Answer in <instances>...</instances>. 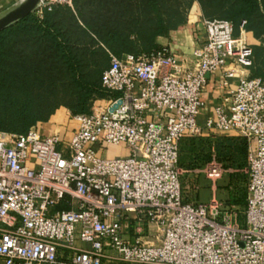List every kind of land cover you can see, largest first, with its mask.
<instances>
[{"label": "built area", "instance_id": "2783aa9c", "mask_svg": "<svg viewBox=\"0 0 264 264\" xmlns=\"http://www.w3.org/2000/svg\"><path fill=\"white\" fill-rule=\"evenodd\" d=\"M72 4L40 0L34 12ZM200 22L205 38L190 54H110L106 99L89 113L58 109L61 130H0V264H264V80L251 75L245 20L238 32ZM217 71L226 95L204 132L202 93ZM213 132L248 143L242 221L215 194L183 198L180 143ZM196 171L215 192L227 170L213 158Z\"/></svg>", "mask_w": 264, "mask_h": 264}, {"label": "trees", "instance_id": "16d2710c", "mask_svg": "<svg viewBox=\"0 0 264 264\" xmlns=\"http://www.w3.org/2000/svg\"><path fill=\"white\" fill-rule=\"evenodd\" d=\"M195 3L203 17L232 21L237 32L246 21L259 42L252 47L251 75L264 80V0H73L0 31V130L24 134L61 107L89 113L95 99L107 97L101 77L110 54L158 48L157 38L184 24ZM214 145L224 169L248 150L247 140L235 136H217ZM227 189L225 206L242 221L247 186L239 200Z\"/></svg>", "mask_w": 264, "mask_h": 264}, {"label": "rangeland", "instance_id": "374dc122", "mask_svg": "<svg viewBox=\"0 0 264 264\" xmlns=\"http://www.w3.org/2000/svg\"><path fill=\"white\" fill-rule=\"evenodd\" d=\"M217 136L219 135L210 133L196 136L193 139L187 137L180 143L179 165L183 170L181 185L183 198L186 202L206 203L209 202L215 194L216 198L226 205L228 187L233 191L236 196H234V198L237 200L241 198L239 196L246 192L248 150L245 157L238 155L233 165L226 169L227 171L223 173L222 177L215 184V192H213L211 188L212 183L206 179L204 173L196 171L202 170L208 163L204 164L203 162H199L204 160L206 156L211 157V160L213 158L217 160V151L214 145ZM122 154H126V152L122 151ZM201 164H203V166H201ZM241 210L243 211V209ZM241 245H243V243H241Z\"/></svg>", "mask_w": 264, "mask_h": 264}, {"label": "crops", "instance_id": "0c3cea01", "mask_svg": "<svg viewBox=\"0 0 264 264\" xmlns=\"http://www.w3.org/2000/svg\"><path fill=\"white\" fill-rule=\"evenodd\" d=\"M21 0H0V12L7 10ZM203 17L200 6L195 3L189 10L187 20L184 24L172 30L169 35L158 37L157 44L160 46H169L172 51L179 55L190 54L193 49L197 47L205 38V31L200 22ZM249 42L253 45L259 44L255 39L252 32H248L246 35ZM231 86L236 85V79L230 80ZM226 95V89L222 86L221 72L217 71L209 76L207 86L202 93L203 107L198 117V125L203 129L206 120L214 115L215 107L221 102L222 98ZM104 100L105 98H97ZM66 109L64 107L59 108ZM62 118V117H61ZM60 118V119H61ZM60 119L58 121H60ZM56 118L54 115L47 122H41L39 125V131L42 134L48 135L53 133L56 129H62L55 123ZM63 121V120H62ZM204 130V129H203ZM204 132H206L204 130ZM219 136H233L232 134H224L220 132H213ZM208 133H204V135ZM118 149H113L112 153L118 152Z\"/></svg>", "mask_w": 264, "mask_h": 264}, {"label": "water", "instance_id": "95a60500", "mask_svg": "<svg viewBox=\"0 0 264 264\" xmlns=\"http://www.w3.org/2000/svg\"><path fill=\"white\" fill-rule=\"evenodd\" d=\"M40 0H21L0 13V31L34 12Z\"/></svg>", "mask_w": 264, "mask_h": 264}]
</instances>
